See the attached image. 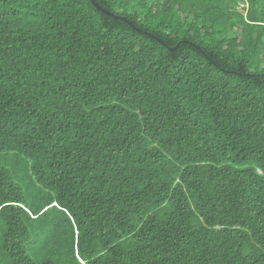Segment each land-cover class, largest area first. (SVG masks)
I'll return each instance as SVG.
<instances>
[{
    "label": "trees",
    "instance_id": "trees-1",
    "mask_svg": "<svg viewBox=\"0 0 264 264\" xmlns=\"http://www.w3.org/2000/svg\"><path fill=\"white\" fill-rule=\"evenodd\" d=\"M95 2L0 0V264H264V0Z\"/></svg>",
    "mask_w": 264,
    "mask_h": 264
},
{
    "label": "water",
    "instance_id": "water-1",
    "mask_svg": "<svg viewBox=\"0 0 264 264\" xmlns=\"http://www.w3.org/2000/svg\"><path fill=\"white\" fill-rule=\"evenodd\" d=\"M91 2V4L100 12H102L103 14L110 16L111 18H113L114 20H121V21H125L127 22V20H125L124 18L118 17V16H114L113 14H111L110 12H108L107 10H105L104 8H102L97 2H95V0H89ZM136 31L140 32V33H144L143 31L136 29ZM157 41H159L161 44H164L161 40L155 38Z\"/></svg>",
    "mask_w": 264,
    "mask_h": 264
}]
</instances>
